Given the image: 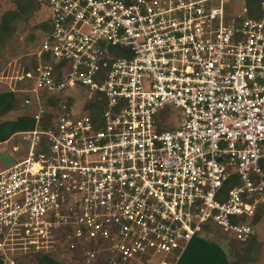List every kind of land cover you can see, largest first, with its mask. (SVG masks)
Here are the masks:
<instances>
[{"label": "built area", "instance_id": "2783aa9c", "mask_svg": "<svg viewBox=\"0 0 264 264\" xmlns=\"http://www.w3.org/2000/svg\"><path fill=\"white\" fill-rule=\"evenodd\" d=\"M44 3L17 74L34 125L2 141V264H177L197 234H254L264 0Z\"/></svg>", "mask_w": 264, "mask_h": 264}, {"label": "trees", "instance_id": "16d2710c", "mask_svg": "<svg viewBox=\"0 0 264 264\" xmlns=\"http://www.w3.org/2000/svg\"><path fill=\"white\" fill-rule=\"evenodd\" d=\"M253 1L254 0H249V3ZM43 3L44 0H13V7L6 9L0 16V50L4 49L7 41L18 31L20 24H26L35 12H39ZM32 29L39 30V32L43 34L44 31L50 29V26L46 19H42ZM33 30L29 32L26 39L33 43L35 41L37 42L39 38L40 39L32 53L38 49L42 37V35L39 37L40 33L36 34ZM32 53L29 55L30 58L26 60L24 70L33 69L36 65L35 57ZM3 58L4 56H1L0 59ZM1 68L2 67H0V70ZM14 103L15 95L12 91L0 92V117L11 111L14 107ZM90 107L93 110L91 114L97 113L94 110V105ZM97 108H99V106ZM33 125L34 120L25 115H20L16 119L0 121V142L8 139L14 132L31 128ZM261 167L264 169V159L261 161ZM259 219L260 216L255 214L252 217L251 224L255 226ZM212 232L214 233L217 231L212 230ZM226 239L228 241L227 244H222L220 241L207 238L202 234L195 235L177 264H238L229 260V253H233L239 259V264H252V262L258 259V252L262 245L261 242L256 239V233L250 235L245 240H237L229 237H226ZM0 264H2L1 260ZM19 264L64 263L52 257L50 254H41L31 261L20 262Z\"/></svg>", "mask_w": 264, "mask_h": 264}, {"label": "rangeland", "instance_id": "374dc122", "mask_svg": "<svg viewBox=\"0 0 264 264\" xmlns=\"http://www.w3.org/2000/svg\"><path fill=\"white\" fill-rule=\"evenodd\" d=\"M11 7H13V0H0V16L6 9ZM46 16V4L43 3L39 12H35L26 24H20L18 31L7 41L4 49L0 50V58L1 56H4L3 59H0V67H2L0 70V92L12 91L15 95L14 107L11 111L3 114L0 117V121L16 119L20 115H25L27 117L32 116V112L23 105V98L28 92H24L23 89L29 87V82L27 83L26 80H19L17 78V74H20V72L24 69L26 60L30 58L29 55L32 53L35 46H37V42L40 39L39 38L37 42L35 41L33 43L28 41L26 38L29 32L33 30L32 28L39 21L45 19ZM33 32L36 34L40 33L39 37L42 35L39 30H33ZM81 99L82 98H76L77 106L81 103ZM12 141L13 140L10 142L0 143V165H9L13 162L16 154L11 149L13 144ZM256 214L260 216V219L255 224L254 228L256 239L261 242L262 247L258 252V259L252 262V264H264V201L259 203L256 209ZM214 233L210 231L202 235L210 239H216L222 244H227L228 241L225 234L220 232ZM228 258L232 262L239 264V259L233 253H229Z\"/></svg>", "mask_w": 264, "mask_h": 264}, {"label": "crops", "instance_id": "0c3cea01", "mask_svg": "<svg viewBox=\"0 0 264 264\" xmlns=\"http://www.w3.org/2000/svg\"><path fill=\"white\" fill-rule=\"evenodd\" d=\"M12 87V86H11ZM2 142V141H1ZM0 142V143H1ZM5 166H7V165H5V164H2V165H0V170L2 169V168H4Z\"/></svg>", "mask_w": 264, "mask_h": 264}]
</instances>
